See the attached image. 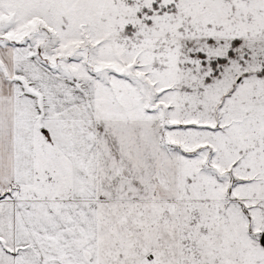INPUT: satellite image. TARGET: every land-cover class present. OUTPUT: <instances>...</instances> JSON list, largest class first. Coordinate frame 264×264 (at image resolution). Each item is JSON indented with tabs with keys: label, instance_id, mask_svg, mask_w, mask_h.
I'll return each instance as SVG.
<instances>
[{
	"label": "rangeland",
	"instance_id": "rangeland-1",
	"mask_svg": "<svg viewBox=\"0 0 264 264\" xmlns=\"http://www.w3.org/2000/svg\"><path fill=\"white\" fill-rule=\"evenodd\" d=\"M6 47L31 93L49 71L74 91L98 77L102 95L126 74L144 85L109 93L115 106L171 114L173 198L105 204L97 264H264V0H0ZM47 150L24 196L59 202L71 173Z\"/></svg>",
	"mask_w": 264,
	"mask_h": 264
},
{
	"label": "crops",
	"instance_id": "crops-1",
	"mask_svg": "<svg viewBox=\"0 0 264 264\" xmlns=\"http://www.w3.org/2000/svg\"><path fill=\"white\" fill-rule=\"evenodd\" d=\"M11 50H0V264H97L98 211L105 204L173 198L182 142L165 141L171 114L161 118L136 98L115 106L121 97L109 93L144 85L121 82L126 74L105 77L102 95L101 85L94 90L98 77H81L74 91L49 71L48 89L31 93L16 77ZM183 120L173 122L182 128ZM46 147L49 155L64 154L71 173L68 196L59 202L24 196L41 161H51L42 157Z\"/></svg>",
	"mask_w": 264,
	"mask_h": 264
},
{
	"label": "water",
	"instance_id": "water-1",
	"mask_svg": "<svg viewBox=\"0 0 264 264\" xmlns=\"http://www.w3.org/2000/svg\"><path fill=\"white\" fill-rule=\"evenodd\" d=\"M260 243H261V245L264 246V231H263L262 234H261V237H260Z\"/></svg>",
	"mask_w": 264,
	"mask_h": 264
},
{
	"label": "trees",
	"instance_id": "trees-1",
	"mask_svg": "<svg viewBox=\"0 0 264 264\" xmlns=\"http://www.w3.org/2000/svg\"><path fill=\"white\" fill-rule=\"evenodd\" d=\"M219 60H222V61H223V60H225V59H224V58H220ZM26 190H27V188L25 189V191H26ZM10 191H11V190H10ZM6 193H9V192H6ZM3 196H5V194H3V195L0 194V199H1V197H3Z\"/></svg>",
	"mask_w": 264,
	"mask_h": 264
}]
</instances>
